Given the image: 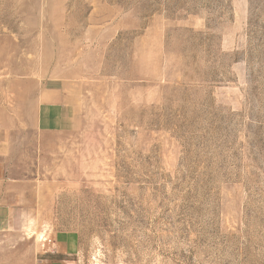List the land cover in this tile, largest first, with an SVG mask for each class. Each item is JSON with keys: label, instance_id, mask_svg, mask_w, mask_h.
<instances>
[{"label": "rangeland", "instance_id": "374dc122", "mask_svg": "<svg viewBox=\"0 0 264 264\" xmlns=\"http://www.w3.org/2000/svg\"><path fill=\"white\" fill-rule=\"evenodd\" d=\"M0 142V264H264V0H0Z\"/></svg>", "mask_w": 264, "mask_h": 264}, {"label": "crops", "instance_id": "0c3cea01", "mask_svg": "<svg viewBox=\"0 0 264 264\" xmlns=\"http://www.w3.org/2000/svg\"><path fill=\"white\" fill-rule=\"evenodd\" d=\"M43 94L44 95H46L47 94V92H44V93H42V96H43ZM48 94H49V92H48ZM43 104V103H42ZM41 103H40V116H41V118H40V126L41 127H43V125H47V123L49 122V120L46 118V115L44 114V112L46 111V110H48V109H50V108H53L52 106L51 107H49L50 105H46V104H43L42 105ZM41 106L43 107L44 106V110H43V108H41ZM68 108L69 107H66V106H64V109H67L68 110ZM74 109V108H73ZM43 114H44V116H43ZM72 118H75V117H72ZM68 118H60L59 117V123H60V125L61 124H63L66 120H67ZM2 144H6V143H2ZM1 142H0V147H1ZM5 146V145H4ZM4 150L6 149L5 147L3 148Z\"/></svg>", "mask_w": 264, "mask_h": 264}]
</instances>
